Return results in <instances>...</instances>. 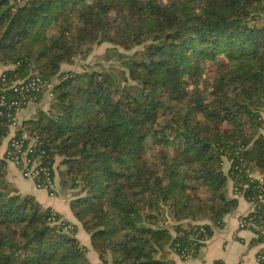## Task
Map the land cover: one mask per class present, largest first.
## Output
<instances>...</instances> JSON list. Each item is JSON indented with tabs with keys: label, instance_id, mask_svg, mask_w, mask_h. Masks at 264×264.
<instances>
[{
	"label": "trees",
	"instance_id": "obj_1",
	"mask_svg": "<svg viewBox=\"0 0 264 264\" xmlns=\"http://www.w3.org/2000/svg\"><path fill=\"white\" fill-rule=\"evenodd\" d=\"M105 42L108 66L65 69ZM0 64L8 104L21 97L14 81L52 84V96L31 94L49 109L24 123L56 193L61 157L60 185L104 263L196 255L238 205L230 181L256 204L252 243L263 241L264 0H0ZM67 224L21 193L0 157V264H92Z\"/></svg>",
	"mask_w": 264,
	"mask_h": 264
},
{
	"label": "crops",
	"instance_id": "obj_2",
	"mask_svg": "<svg viewBox=\"0 0 264 264\" xmlns=\"http://www.w3.org/2000/svg\"><path fill=\"white\" fill-rule=\"evenodd\" d=\"M65 67V66H64ZM7 67L0 64V73ZM49 96L45 94L40 101L31 102L23 107L18 114L21 123L33 118L37 115L38 109L48 110L46 99ZM17 127L10 128V135L17 131ZM10 137V136H9ZM9 137L0 143V157L6 155ZM254 175L259 177L260 174L255 171ZM7 178L19 189L21 193L33 194L39 202L45 207H51L54 211L60 213L63 219L68 220L77 227V238L80 243L86 247V255L92 264H112V262L104 263L98 252L92 247L91 237L77 219L70 208L71 193L63 190L60 185V176L56 173V189L55 195H50L45 189L37 187L35 180L23 175L19 165L7 160ZM229 191L232 196L238 197V205L234 211L226 215L224 224L221 227L214 226L211 237L200 248L198 253L189 259L181 257L175 250L167 247L164 254L167 258L174 261V264H212L217 260L223 261L225 264H261L258 259V252L264 248V222L262 226L263 241L252 243L256 237L252 229L241 228L240 220L248 215L253 204L244 195L234 193V184L229 183ZM191 220H185V225L189 226Z\"/></svg>",
	"mask_w": 264,
	"mask_h": 264
},
{
	"label": "built area",
	"instance_id": "obj_3",
	"mask_svg": "<svg viewBox=\"0 0 264 264\" xmlns=\"http://www.w3.org/2000/svg\"><path fill=\"white\" fill-rule=\"evenodd\" d=\"M11 87L14 88L16 92H20L21 97L20 99L11 101L9 104L6 102L4 96L0 100V106L3 105L9 108L7 113L0 110V117H3V119L6 117V122L2 124L9 128V131L6 132L7 135L0 131V143L10 136L5 158L8 161L19 165L23 175L34 179L37 187L47 190L50 195H55L53 166L45 161V151L40 149V137L37 132L33 131L27 124L21 123L18 117L19 111L23 106L28 102H32V93L45 92L52 96V84L41 76L34 75L27 80L14 81ZM13 126H16L18 129L10 135V128ZM259 179L260 182H263V177L259 176ZM258 199L259 201H264V194L261 193ZM252 204V210H254L256 204L254 202H252ZM250 213L241 218V228L254 230L258 227L255 218L251 216ZM51 220L59 224L63 223V220L61 218H56L54 214L51 216ZM72 227V224L64 226L66 230L71 229ZM201 231H204V229H201ZM200 240L202 241L203 237H201ZM176 252L185 259H189L193 256L191 250L188 249H181L178 252V249L176 248ZM257 259L260 262L261 258L257 256ZM212 264L225 263L221 260H217Z\"/></svg>",
	"mask_w": 264,
	"mask_h": 264
},
{
	"label": "rangeland",
	"instance_id": "obj_4",
	"mask_svg": "<svg viewBox=\"0 0 264 264\" xmlns=\"http://www.w3.org/2000/svg\"><path fill=\"white\" fill-rule=\"evenodd\" d=\"M113 46L110 43H102L100 45H96L93 48V51L88 55L86 59H81L80 57H77V60L74 65H65V69H74V70H82L83 66L85 64H97L101 63L105 66H108L112 61L107 62L105 58V53L109 47ZM47 105L50 106V99H46ZM61 157H56V173L59 174L60 169H62L64 166L60 164ZM71 223V222H70ZM73 225V223H71ZM77 234V233H76Z\"/></svg>",
	"mask_w": 264,
	"mask_h": 264
}]
</instances>
